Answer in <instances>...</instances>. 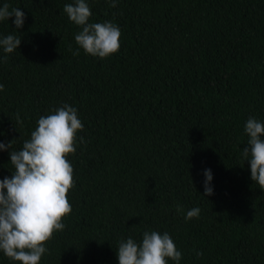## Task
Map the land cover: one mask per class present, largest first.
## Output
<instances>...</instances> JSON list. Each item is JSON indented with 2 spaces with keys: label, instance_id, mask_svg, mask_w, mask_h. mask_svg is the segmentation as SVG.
Returning a JSON list of instances; mask_svg holds the SVG:
<instances>
[{
  "label": "trees",
  "instance_id": "16d2710c",
  "mask_svg": "<svg viewBox=\"0 0 264 264\" xmlns=\"http://www.w3.org/2000/svg\"><path fill=\"white\" fill-rule=\"evenodd\" d=\"M5 3L25 19L0 21V39L21 38L0 47V180L41 116L67 103L84 125L67 157L72 211L40 264H118V242L145 231L167 232L179 264H264V189L241 155L247 119L264 123V0H86L89 23L120 29L106 58L75 42L74 0ZM0 264L20 262L0 251Z\"/></svg>",
  "mask_w": 264,
  "mask_h": 264
},
{
  "label": "clouds",
  "instance_id": "9594fccd",
  "mask_svg": "<svg viewBox=\"0 0 264 264\" xmlns=\"http://www.w3.org/2000/svg\"><path fill=\"white\" fill-rule=\"evenodd\" d=\"M117 2L111 0L110 6L115 7ZM63 11L71 22L81 26L74 39L86 54L106 58L119 51V27L110 21L89 23L92 12L86 0L65 4ZM10 17H14L16 29L23 26L25 13L5 3L0 7V21ZM20 43L21 38L11 34L0 39L4 53L17 50ZM72 54L78 56L79 49ZM0 59L6 62L7 56ZM3 88L0 84V91ZM83 127L77 109L65 103L41 116L30 139L20 150L9 153L14 171L11 178L0 180V251L9 259L40 264L47 252L46 242L55 232L64 230L62 221L72 211L67 194L74 187L73 167L67 157L76 152L77 132ZM244 132L248 147L242 149V159L249 163L251 180L264 189V123L249 117ZM11 147L12 141L7 145L0 142V150ZM204 177V196L212 195L210 169L204 170ZM176 211L183 209L176 205ZM199 214L198 207L192 208L185 220L198 218ZM117 258L118 264H168L169 259L179 264L182 254L167 232L145 231L139 243L132 237L120 240Z\"/></svg>",
  "mask_w": 264,
  "mask_h": 264
}]
</instances>
